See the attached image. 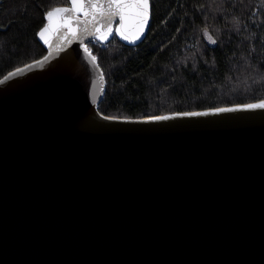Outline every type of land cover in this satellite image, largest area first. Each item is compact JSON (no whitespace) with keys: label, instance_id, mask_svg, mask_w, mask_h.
<instances>
[{"label":"water","instance_id":"obj_1","mask_svg":"<svg viewBox=\"0 0 264 264\" xmlns=\"http://www.w3.org/2000/svg\"><path fill=\"white\" fill-rule=\"evenodd\" d=\"M37 38L0 77L25 69L0 83V264H264V109L215 113L264 99L105 115L98 58Z\"/></svg>","mask_w":264,"mask_h":264},{"label":"trees","instance_id":"obj_2","mask_svg":"<svg viewBox=\"0 0 264 264\" xmlns=\"http://www.w3.org/2000/svg\"><path fill=\"white\" fill-rule=\"evenodd\" d=\"M65 4L0 0V77L45 54L37 38L44 12ZM205 26L215 45L203 36ZM90 46L105 74L99 104L105 115L143 117L264 99L261 0H152L142 43L132 47L115 38Z\"/></svg>","mask_w":264,"mask_h":264},{"label":"snow or ice","instance_id":"obj_3","mask_svg":"<svg viewBox=\"0 0 264 264\" xmlns=\"http://www.w3.org/2000/svg\"><path fill=\"white\" fill-rule=\"evenodd\" d=\"M70 7H49L44 12L45 23L39 29L37 35L48 45L52 47L50 37L59 35L61 41L67 40L71 43L73 40L80 43L86 58L95 68H99L97 56L93 54L85 40L92 37L96 41L107 42L109 37L119 36L124 41L135 43L140 40L149 27V20L152 12V0H68ZM264 5V0H261ZM83 17V19H81ZM237 23L239 21L237 20ZM219 32V29H216ZM203 36L212 45L217 43L216 38L210 33L209 28L205 26L202 29ZM52 55L49 51L48 56L44 57L47 61ZM43 61H36L35 65H27V68L42 65ZM25 69L17 68L15 72H10L0 80V83L14 77ZM103 80V74L100 77ZM264 80V77L261 78ZM95 95L93 102H95ZM264 109V100L259 103L244 104L231 108H218L215 113L235 112L240 110ZM209 112H183L176 113L175 116H205ZM109 119V117H105ZM173 116H155L144 122H157L169 120ZM111 119H117L111 117Z\"/></svg>","mask_w":264,"mask_h":264},{"label":"built area","instance_id":"obj_4","mask_svg":"<svg viewBox=\"0 0 264 264\" xmlns=\"http://www.w3.org/2000/svg\"><path fill=\"white\" fill-rule=\"evenodd\" d=\"M91 42H96L95 40H93V41H90V42H88V45H89V48L91 49V46H90V43ZM92 50V49H91Z\"/></svg>","mask_w":264,"mask_h":264},{"label":"rangeland","instance_id":"obj_5","mask_svg":"<svg viewBox=\"0 0 264 264\" xmlns=\"http://www.w3.org/2000/svg\"><path fill=\"white\" fill-rule=\"evenodd\" d=\"M92 43H95V42H92Z\"/></svg>","mask_w":264,"mask_h":264}]
</instances>
